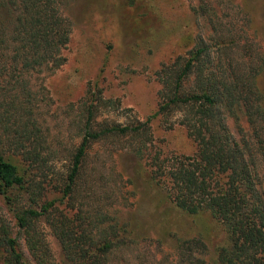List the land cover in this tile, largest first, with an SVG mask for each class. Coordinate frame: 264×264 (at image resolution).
<instances>
[{
  "label": "trees",
  "instance_id": "1",
  "mask_svg": "<svg viewBox=\"0 0 264 264\" xmlns=\"http://www.w3.org/2000/svg\"><path fill=\"white\" fill-rule=\"evenodd\" d=\"M68 1L0 0V197L19 228L15 234L0 213L2 263L264 264V105L257 73L249 65L240 72L234 61L216 71L204 39L188 57L159 71V108L146 121L99 122L94 102H84L80 143L56 176L60 153L51 141L53 98L46 78L67 59L73 31ZM203 9L207 18H216L209 4ZM191 76L195 86L188 88ZM238 111L249 124L241 138L229 124ZM158 115L166 121L176 116L197 149L194 155L152 150L150 176L179 209L209 212L223 225L228 241L213 254L201 237L178 239L172 252L162 245L146 248L149 240L139 238L118 209L84 191L93 145L111 136L130 137L131 149L143 157L149 123ZM53 193L62 196L50 198ZM44 226L59 242L60 259Z\"/></svg>",
  "mask_w": 264,
  "mask_h": 264
},
{
  "label": "rangeland",
  "instance_id": "2",
  "mask_svg": "<svg viewBox=\"0 0 264 264\" xmlns=\"http://www.w3.org/2000/svg\"><path fill=\"white\" fill-rule=\"evenodd\" d=\"M205 4L216 12L214 20L206 17ZM65 11L73 24L67 59L46 78L53 98L51 141L60 153L56 176L67 168L71 152L80 143L78 114L84 102H94L99 122L146 121L159 108V71L188 57L201 39L211 46L216 71L234 61L240 72L249 65L257 73L264 105V0H69ZM186 86H195L193 76ZM236 116L229 124L241 138L249 124L243 113L238 111ZM176 120V116L167 121L163 115L152 118L149 151L143 157L131 149L130 137L111 136L96 142L89 152L84 191L118 209L134 233L149 240L143 244L146 248L162 245L172 252L178 239L201 237L213 254L228 241L223 225L209 212L192 215L179 209L150 176L152 150L168 155L196 153L195 142ZM0 213L17 234L13 214L1 197ZM44 228L60 259L59 242ZM20 242L27 254L22 237Z\"/></svg>",
  "mask_w": 264,
  "mask_h": 264
}]
</instances>
